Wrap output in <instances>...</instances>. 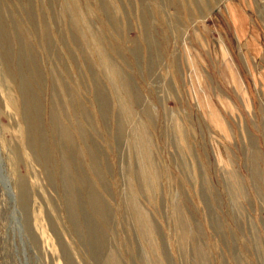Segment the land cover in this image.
<instances>
[{"label":"rangeland","instance_id":"374dc122","mask_svg":"<svg viewBox=\"0 0 264 264\" xmlns=\"http://www.w3.org/2000/svg\"><path fill=\"white\" fill-rule=\"evenodd\" d=\"M0 264H264V0H0Z\"/></svg>","mask_w":264,"mask_h":264},{"label":"bare ground","instance_id":"6f19581e","mask_svg":"<svg viewBox=\"0 0 264 264\" xmlns=\"http://www.w3.org/2000/svg\"><path fill=\"white\" fill-rule=\"evenodd\" d=\"M104 65V64H103ZM113 72V71H112ZM114 75V73H112Z\"/></svg>","mask_w":264,"mask_h":264}]
</instances>
